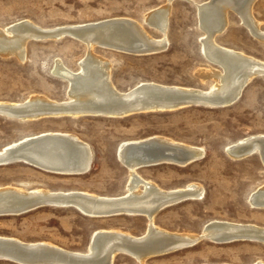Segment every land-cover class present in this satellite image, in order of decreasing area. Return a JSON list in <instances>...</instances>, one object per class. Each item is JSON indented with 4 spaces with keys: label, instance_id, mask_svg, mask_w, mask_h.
<instances>
[{
    "label": "rangeland",
    "instance_id": "rangeland-1",
    "mask_svg": "<svg viewBox=\"0 0 264 264\" xmlns=\"http://www.w3.org/2000/svg\"><path fill=\"white\" fill-rule=\"evenodd\" d=\"M164 1L0 0V28L23 20L44 29H54L129 18L153 39H158L161 34L144 19L165 4ZM206 1L173 0L170 3L165 49L133 53L95 47V54L111 64L110 79L115 88L128 92L139 83L149 82L208 89L211 80L202 83L196 76L199 69L209 65L202 52L203 32L196 18L195 5ZM251 14L264 31V0L252 4ZM227 21L225 30L214 37L215 42L264 62V42L255 39L230 9ZM85 53L83 43L65 35L58 39L29 40L24 61L13 55H0V102L20 105L36 98H39L37 101L65 102L67 84L55 76L52 69L56 62H62L68 69L77 71ZM39 113L27 119L0 115V149L40 133H68L91 148L90 169L84 174L62 175L22 162L0 165V187L22 186L119 197L125 193L128 179L126 168L117 157L120 144L159 136L175 144L201 148L203 155L186 166L163 163L138 168L137 173L163 190L197 184L203 188V196L160 209L154 214L156 228L188 236H199L210 221L264 228V208H254L249 203L252 192L264 189L261 155L256 150L239 159L228 154L235 145L264 136L263 76L246 83L235 102L217 108L193 104L173 111L134 112L121 116ZM147 224L143 215L88 217L71 207L39 206L21 214L0 216V236L23 243H51L60 249L81 253L87 251L96 230L113 229L140 238ZM168 252L148 258L145 264L264 263V244L251 240L215 243L203 237L193 245ZM0 264L18 263L0 260ZM112 264L139 262L132 255L119 252Z\"/></svg>",
    "mask_w": 264,
    "mask_h": 264
},
{
    "label": "bare ground",
    "instance_id": "bare-ground-1",
    "mask_svg": "<svg viewBox=\"0 0 264 264\" xmlns=\"http://www.w3.org/2000/svg\"><path fill=\"white\" fill-rule=\"evenodd\" d=\"M172 1L165 0V4L145 16L144 22L161 34L158 39H153L141 25L136 26L129 21V18L128 20L112 18L85 26L81 24V27L77 25L78 27L64 26L54 29H44L23 20L0 28V55H13L19 60L24 59L26 44L31 39H58L68 35L79 40L86 48L85 57L79 61L77 71L68 69L62 62H56L52 69V73L65 80L67 84L68 99L65 102L37 101L39 98H36L20 105L12 103L4 105L0 102V106L15 108L13 111L16 112L13 115L23 119L33 114L39 115L40 111H45L46 114L76 116L86 113L121 116L134 112L173 111L186 106L188 101L217 108L235 102L244 85L254 77H264V62L223 47L217 44L214 38L225 30L228 23L227 12L230 9L255 39L264 42V31L259 28V24L251 14L254 0H207L195 4L196 18L203 32L202 52L209 64L206 68L199 69L196 76L202 83L211 80L212 85L202 90L145 82L137 84L128 92L118 91L110 79V62L96 55L94 48L133 53L165 49L169 8ZM168 90H175L182 95L178 108L167 107L163 98H155L156 95L162 97L167 94ZM3 115L10 119L16 118L8 112H3ZM158 137L120 144L117 157L121 165L126 168L128 179L125 193L118 195L119 197H102L81 191L75 193L37 190L40 188L27 189L22 186L0 187V216L21 214L29 208L32 210L39 206L71 207L85 215L86 212L110 213L114 214L113 216L143 215L148 220V224L140 238L131 237L121 233L122 231H112L113 229L96 230L92 234L87 251L80 253L60 249L51 243H23L0 236V243L23 250V253L14 254L13 251H8L9 248L0 247V257L5 258L2 260L18 264H112L117 253L126 252L139 264H145L150 257L193 245L203 237L211 242L227 243L229 241L226 242L224 239L235 237V241L238 239L237 236L244 234L254 237L245 240L264 244V228L251 224L210 221L202 228L199 236L174 235L155 227L154 214L160 209L181 200H195L203 196V188L197 184L191 183L183 188L163 190L137 173L138 168L163 163L186 166L199 160L203 155L201 148L175 144ZM255 150L260 153L264 163V136L241 142L228 150V154L229 157L239 159ZM1 156L23 159L20 162L24 164L33 163L43 170L62 175L84 174L90 169L92 162L89 145L82 143L71 134L61 132H45L23 138L2 147ZM258 190L252 192L249 203L254 208H264V189ZM256 264L264 263L259 261Z\"/></svg>",
    "mask_w": 264,
    "mask_h": 264
},
{
    "label": "water",
    "instance_id": "water-1",
    "mask_svg": "<svg viewBox=\"0 0 264 264\" xmlns=\"http://www.w3.org/2000/svg\"><path fill=\"white\" fill-rule=\"evenodd\" d=\"M256 1L257 0H254V2H256ZM254 2H253V4H254ZM160 96L161 95H156L155 98H163L166 101L165 103L167 104V107H171V108L175 109V108H178L180 106V104H181V101H179V100H182L181 99L182 95H180L175 90H168V93L167 94L163 95L162 97H160ZM186 104L188 106H191V105L194 104V102L188 101V102H186ZM14 109L15 108H6V107H1L0 106V115H3V112H8V113L12 114V116H14L13 113L16 112V111H13ZM14 117L18 118L17 116H14ZM260 160H261V158H260ZM20 161H23V159H17V158H14V157L13 158L12 157H3V156L0 157V165H8V164L17 163V162H20ZM28 162H30V161H28ZM30 209L31 208L25 210L24 212L29 211ZM88 215H90L91 217H96V216L97 217H111L114 214H110V213H90V212H86V215L85 216H88ZM236 238H238L236 240H239V239L245 240V239H253L254 237L246 236V235L243 234V235L237 236ZM234 239H235V237L227 238V239H224V240H226V242L227 241L230 242V241H233ZM0 247H4V249H8L9 248L10 250H8V251H11V252L13 251L14 254L23 253V250H21L20 248L7 247V246H5L2 243H0ZM5 252H7V251H5ZM2 259H5V258L4 257H0V260H2Z\"/></svg>",
    "mask_w": 264,
    "mask_h": 264
}]
</instances>
